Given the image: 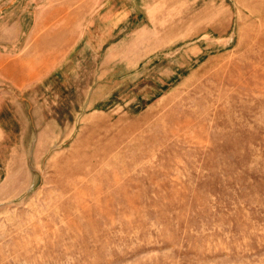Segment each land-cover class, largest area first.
I'll return each mask as SVG.
<instances>
[{"label":"rangeland","instance_id":"1","mask_svg":"<svg viewBox=\"0 0 264 264\" xmlns=\"http://www.w3.org/2000/svg\"><path fill=\"white\" fill-rule=\"evenodd\" d=\"M0 264H264V0H0Z\"/></svg>","mask_w":264,"mask_h":264}]
</instances>
